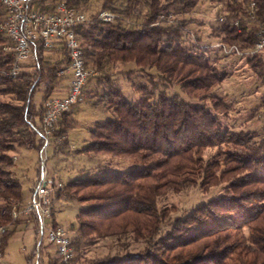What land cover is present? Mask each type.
<instances>
[{
    "label": "trees",
    "instance_id": "16d2710c",
    "mask_svg": "<svg viewBox=\"0 0 264 264\" xmlns=\"http://www.w3.org/2000/svg\"><path fill=\"white\" fill-rule=\"evenodd\" d=\"M200 2L30 1L34 11L50 14L63 3L92 20L76 29L85 66L95 72L82 94L111 117L89 131V142L79 152L127 161L126 165L109 161L65 182L58 177L62 188L51 204L53 224L61 225L55 220L57 201L82 205L68 227L74 261L264 264V129L234 131L223 124L228 105L212 90L226 80L227 72L219 69L217 57L211 58L213 44L188 32L190 20L184 18ZM251 2L257 9L254 14ZM103 12L116 17L104 23L97 19ZM221 16L223 21L209 36L212 41L241 51L253 49L258 30H264V0H227ZM5 18L0 6V23ZM9 45L0 31V71L13 62L12 53L4 50ZM49 53H56V59ZM240 59L264 80V52ZM67 61L62 46L39 50L15 79L0 80V224H10L11 209L25 204L23 177L16 176L9 153L39 152L42 140L34 129L40 127L43 102L63 80L57 72ZM125 67L127 71L122 70ZM117 75L129 82L127 94L115 81ZM132 77L142 81H131ZM92 81L91 92L86 87ZM75 106L60 117L49 139L54 155L67 146ZM34 172L36 177V167ZM193 188L205 194L218 188L221 192L209 194L181 215L173 216L174 207H158L168 193ZM13 231L7 230L2 245ZM106 241L115 246L113 252L109 248L105 254L85 258L92 247ZM132 244L138 246L134 253L128 250ZM46 247L50 246L42 245L40 250ZM34 257L35 251L27 263ZM47 264L58 260L48 258Z\"/></svg>",
    "mask_w": 264,
    "mask_h": 264
},
{
    "label": "rangeland",
    "instance_id": "374dc122",
    "mask_svg": "<svg viewBox=\"0 0 264 264\" xmlns=\"http://www.w3.org/2000/svg\"><path fill=\"white\" fill-rule=\"evenodd\" d=\"M227 0H201L196 9L189 15L184 16L190 22L187 25L188 32H192L200 36L203 41H209L216 45V41H212L209 37L211 31L220 22L223 17L222 10ZM95 8V6H93ZM211 58H218L219 69L227 72L226 80L217 85L213 90V94L222 98L228 105L227 116L222 118V122L228 128L234 131L250 130L261 132L264 129V80L257 78L245 66L243 60L237 57L225 56L219 49L212 48ZM121 69V68H120ZM127 71L128 68L122 69ZM131 81L141 82L135 77ZM115 81L124 88L127 94V86L129 82L124 77L117 75ZM65 80L61 81L63 84ZM94 81H92L86 90L94 91ZM56 93V92H54ZM110 114L101 110L99 107L92 105L84 99L83 102L77 104L70 115L71 125L67 130V146L61 147L58 153L54 155L52 148L46 149L48 157L47 167L51 175L58 177L63 181H67L77 175L78 172L90 170L99 165H106L109 161L112 164L121 162L120 165H126V160L110 159L106 155H92L80 153L79 150L86 146L89 142V131L97 124L104 123L110 119ZM16 165V173L19 177H23L22 192L24 201L28 202L30 198V186L34 182V167L38 170L39 155L37 152L20 149L17 153H9ZM221 188L205 194L203 191L193 188L181 193H168L161 197L158 207H174L177 209L175 215H181L192 207L200 204L203 199L210 196L209 194L218 195ZM54 201V198H53ZM25 202V203H26ZM56 223L65 227H69L74 223L75 216L82 208L75 202H68L64 199L57 201L53 205ZM14 228H13V227ZM15 224L8 226V230H14L8 240L2 245L0 264H28L27 258L35 251V257L30 264H37L36 238L34 233L29 229H24L23 225L15 228ZM111 242H99L97 246L92 247L91 251L86 253L85 258H90L98 253H107L109 248H113ZM138 246L132 244L128 250L134 253ZM56 258V255H55ZM40 264V263H38Z\"/></svg>",
    "mask_w": 264,
    "mask_h": 264
},
{
    "label": "built area",
    "instance_id": "2783aa9c",
    "mask_svg": "<svg viewBox=\"0 0 264 264\" xmlns=\"http://www.w3.org/2000/svg\"><path fill=\"white\" fill-rule=\"evenodd\" d=\"M31 0H0V6L6 11L5 20L0 23V31L7 37L10 45L4 48L12 53L13 62L6 70L0 71L2 78L15 79L23 64L35 60L39 50L49 52L62 46L67 54V64L58 72L60 78H68L67 89L62 96H51L43 102V114L39 129H34L42 140L38 152V174L30 186V198L21 207H13L10 211V224H0V259L2 238L8 226L22 220L25 227L31 230L36 238V250L48 245L55 250L58 264H81L74 261L68 228L54 225L52 222V201L55 193L62 188L47 167L49 139L56 129L60 117L68 113L74 105L83 102V88L86 82L95 76V72L87 68L83 53L79 46L76 29L87 25L92 20L85 13L60 3L50 14H44L29 8ZM251 14L256 12L254 3L249 4ZM110 12L97 16L99 21L109 23L115 19ZM223 21V17L220 18ZM237 26V22L234 23ZM257 41L253 49L241 51L235 46L222 43L212 45L224 55H235L239 58H252L264 52V30L259 29ZM3 213V211H2Z\"/></svg>",
    "mask_w": 264,
    "mask_h": 264
},
{
    "label": "crops",
    "instance_id": "0c3cea01",
    "mask_svg": "<svg viewBox=\"0 0 264 264\" xmlns=\"http://www.w3.org/2000/svg\"><path fill=\"white\" fill-rule=\"evenodd\" d=\"M52 59H56V53H49L48 54ZM63 80H65V82L63 84H60L59 87L56 89V93L53 94V96H62L65 94L66 89H67V84H68V78L65 77L63 78ZM26 201H24L25 203ZM23 225L24 229L27 230V228L25 227L23 221L21 220L19 225H15V226H20ZM13 227V226H12ZM15 227V228H17ZM14 228V227H13ZM37 257H38V263L40 264H47L48 262V258H55V250L52 247H46V249L44 250H40L37 252ZM37 263V264H38Z\"/></svg>",
    "mask_w": 264,
    "mask_h": 264
}]
</instances>
